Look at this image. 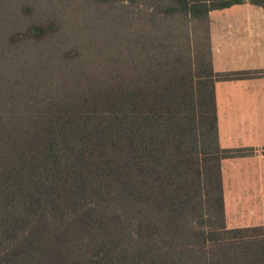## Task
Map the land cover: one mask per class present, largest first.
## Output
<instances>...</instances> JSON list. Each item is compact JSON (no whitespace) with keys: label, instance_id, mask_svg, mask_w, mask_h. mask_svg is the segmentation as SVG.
Returning a JSON list of instances; mask_svg holds the SVG:
<instances>
[{"label":"trees","instance_id":"obj_1","mask_svg":"<svg viewBox=\"0 0 264 264\" xmlns=\"http://www.w3.org/2000/svg\"><path fill=\"white\" fill-rule=\"evenodd\" d=\"M247 2L264 9L148 3L163 24ZM167 46L117 86L30 120L0 115V264H264V226L226 224L222 161L247 152L221 148L216 105L217 81L251 73L218 74L212 52L205 62Z\"/></svg>","mask_w":264,"mask_h":264},{"label":"rangeland","instance_id":"obj_2","mask_svg":"<svg viewBox=\"0 0 264 264\" xmlns=\"http://www.w3.org/2000/svg\"><path fill=\"white\" fill-rule=\"evenodd\" d=\"M137 2L0 0L2 122L30 120L68 98L117 86L130 71L142 75L159 59L160 44L210 60L209 19L179 17L162 24L155 14L157 24L150 0ZM248 192L263 194L256 184ZM232 203L239 202L230 200L229 215ZM234 213L244 222L251 215L264 221V207L237 206ZM232 223L229 228L237 225Z\"/></svg>","mask_w":264,"mask_h":264},{"label":"crops","instance_id":"obj_3","mask_svg":"<svg viewBox=\"0 0 264 264\" xmlns=\"http://www.w3.org/2000/svg\"><path fill=\"white\" fill-rule=\"evenodd\" d=\"M209 22L214 71L251 73L249 78L216 83L220 146L247 152L222 161L226 224L232 219L237 225L230 229L264 226L255 215L244 222L234 213L237 206L264 207V9L247 2L211 12ZM232 184L237 194H230ZM251 184L263 194L245 193ZM233 199L239 203H232L229 215Z\"/></svg>","mask_w":264,"mask_h":264}]
</instances>
